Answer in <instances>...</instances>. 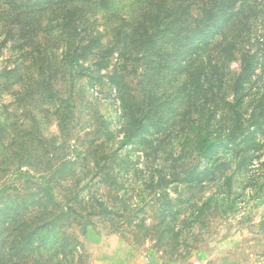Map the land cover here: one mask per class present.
<instances>
[{"label": "rangeland", "instance_id": "obj_1", "mask_svg": "<svg viewBox=\"0 0 264 264\" xmlns=\"http://www.w3.org/2000/svg\"><path fill=\"white\" fill-rule=\"evenodd\" d=\"M217 1L164 0L149 36L127 37L130 0L58 17L44 0H0V264H99L119 247L264 264V0H225L226 25L203 29ZM29 9L37 33L12 30L7 12ZM124 98L135 119L154 107L161 128L143 144L124 140ZM169 183L175 197L152 194Z\"/></svg>", "mask_w": 264, "mask_h": 264}, {"label": "trees", "instance_id": "obj_2", "mask_svg": "<svg viewBox=\"0 0 264 264\" xmlns=\"http://www.w3.org/2000/svg\"><path fill=\"white\" fill-rule=\"evenodd\" d=\"M126 1H129V0H121V1H118V0H44V5L42 6V8H38V9L44 10L45 12H48V13H51L52 15H54L56 17H58L60 15L67 16L70 13H74V9H72V7H75L76 5H73L72 2L81 3L82 5L89 2V6H90L91 10L95 11L96 13H103V14L108 13L109 14V13H113V10L115 11L116 8H118L117 4L125 3ZM132 1L135 2V5H136V7L133 8L132 11L133 12H136V10H140V11H139V13L136 14L135 19L130 24L129 28H134L133 31L128 33L126 36L129 37L128 36L129 34H135V33L141 34L144 31V36L148 37L149 36V29L152 27L149 21H150V19H156L158 21V18L159 19L161 18V13H163V12H161L160 7H162L164 10H165V8L160 3H162L164 0H158V1H156V0H130V2H132ZM224 1L225 0L217 1L218 5H216V8H218V11L216 13H214V10H213L214 6H211V4H210L207 7L210 11H213V15L211 16V18H207L208 21L204 24L203 29H205L208 26H212V25H219V27L226 25V23L228 22L226 20L229 17V15L227 14L226 10H224L225 7H222L221 9L219 8V6L221 4L225 3ZM226 1L228 2L229 0H226ZM237 1L238 0H233L234 3ZM156 4H159V5L157 6ZM20 7H23V4H21ZM155 9H157V10H155ZM44 11L41 14H38V13H36V14H38L39 16H44L46 14ZM28 13L33 14V11L29 9V10H26L24 13H21L20 11L7 12V14L9 16L14 15L12 17V20H11V23H12L11 29L19 31L25 27H28V28H31L34 31V33L36 34L37 31L39 30L38 26L37 27H34V26L29 27L28 24H22L24 15L28 14ZM152 13H153V15L151 17ZM1 14H2V16L7 15L4 10L2 11ZM155 14L158 15V18L154 16ZM203 18H205V16H202L201 20ZM224 19H226V20H224ZM201 29H199L197 32L199 33V31L203 30V29L202 30ZM75 31H76V28L74 27L72 33H75ZM156 35L157 34H153V36H151V37H156ZM185 46H186V44L184 45V47ZM204 51L203 52L199 51L196 54L197 55V58H196L197 64L196 65H198L200 67V69L197 73H203L207 63L212 61V59H210V57H212V54L208 52L206 55H204ZM188 52H189L188 49H184V50L178 49L177 55H179L181 53L187 54ZM210 54H211V56H210ZM70 62H71V64H69V69L72 70L74 67V63L78 62L77 52L73 53V57L71 58ZM204 62H206V64ZM244 66H245L246 71H249L250 68L252 67V63L250 61H247L244 63ZM215 69H216V65H215ZM242 76H243V74L239 78L238 83L240 82V80H242ZM199 77L197 76V78H199ZM200 85L201 84L198 83L197 86H200ZM200 91H202L201 86L198 88V92H200ZM239 102H240L239 100L236 101V105H235L236 108L239 105ZM153 105L155 107H157V109L162 108L163 111L166 109V108H164V106L161 103H157L155 101L153 102ZM165 105L167 106L166 102H165ZM126 106H127V99L124 98V106H123V108L125 110L124 116H123L124 140L128 141V142H133V144H134V141H138L137 142L138 145H139V141H140V144H143L145 142V137L143 135L144 131H148L152 127L156 128L157 130H160V128H161V124L159 122H150L148 119V116L150 115V112L152 110H154V107H149L147 113L143 117H139V118L135 119L132 114L126 113L127 112ZM236 114L239 115V112L237 109H236ZM230 132H231L230 136H232L234 131H230ZM207 140H208V135L205 134V136H203L202 140H201V142L203 144H206V147L203 149L202 153L204 155H206L207 157H211V156L216 154L220 145L215 144L216 140L205 143V141H207Z\"/></svg>", "mask_w": 264, "mask_h": 264}, {"label": "crops", "instance_id": "obj_3", "mask_svg": "<svg viewBox=\"0 0 264 264\" xmlns=\"http://www.w3.org/2000/svg\"><path fill=\"white\" fill-rule=\"evenodd\" d=\"M166 260L150 254L140 253L131 249L119 247L116 252L107 253L102 256L99 264H168ZM169 264H226L214 261L213 255L204 253L202 250L190 254L186 259Z\"/></svg>", "mask_w": 264, "mask_h": 264}, {"label": "clouds", "instance_id": "obj_4", "mask_svg": "<svg viewBox=\"0 0 264 264\" xmlns=\"http://www.w3.org/2000/svg\"><path fill=\"white\" fill-rule=\"evenodd\" d=\"M220 135L221 136H227L228 133H227V131H225V132L221 133ZM216 138H217V133H213L212 136L209 137L207 141H205V143H208L211 140H214ZM168 179H171L170 175L168 176ZM174 186H176V185H174L172 183H169L166 187L156 189V191L154 193H152V194L156 195V196H159L161 194V192H167L169 196L175 197L176 193L172 191V188ZM178 187L182 188V187H184V185L181 184ZM148 195H149V193L147 191H145L141 197H139L138 199L132 201L131 204L129 205V207L130 208H135L140 203V201L143 200V199H146L148 197ZM199 203H203V200H201ZM245 211H247V208L245 209ZM241 215H244V212H241ZM183 218L184 217H181V219H183ZM151 223L152 222L150 220L146 221L147 225H151ZM177 226H179V224Z\"/></svg>", "mask_w": 264, "mask_h": 264}]
</instances>
